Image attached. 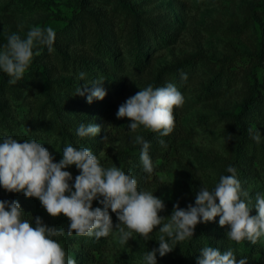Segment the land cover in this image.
<instances>
[{
	"label": "rangeland",
	"instance_id": "obj_1",
	"mask_svg": "<svg viewBox=\"0 0 264 264\" xmlns=\"http://www.w3.org/2000/svg\"><path fill=\"white\" fill-rule=\"evenodd\" d=\"M31 26H51L55 42L51 52L43 47L34 56L44 73L30 66L21 81L10 85L0 71V142L6 136L20 142L35 139L57 156L68 144L77 147L68 135L77 137L81 122L94 123L101 132L83 138L84 147L102 157L103 167L123 168L124 152L147 129L130 132L131 121L116 117L119 105L149 84L173 83L184 97L183 105L173 109L176 132L166 136L175 155L148 190L166 205L159 214L170 216L174 204L194 205L200 187L211 190L224 175L239 135L235 115L256 83L261 100L239 121L259 131L260 142L248 139L237 168L249 193L241 198L256 214V195L264 194V0H0V49L8 35L23 36ZM101 77L107 92L102 101L89 104L75 96L77 87ZM104 108L119 127L100 122ZM77 175L72 174L70 184ZM0 196L6 197L2 186ZM19 197L12 194L15 201ZM159 234L158 228L147 238L134 232L127 245L109 235L105 248L93 256L79 241L57 242L76 264L80 257L81 264H120L133 255L143 261L138 246L156 243ZM224 240L227 250L230 241ZM178 255L175 247L159 264H174Z\"/></svg>",
	"mask_w": 264,
	"mask_h": 264
},
{
	"label": "clouds",
	"instance_id": "obj_2",
	"mask_svg": "<svg viewBox=\"0 0 264 264\" xmlns=\"http://www.w3.org/2000/svg\"><path fill=\"white\" fill-rule=\"evenodd\" d=\"M55 38L51 26H31L23 36L8 35L0 49V71L7 74L8 83L16 85L21 81L34 56L41 54V48L52 51ZM85 76L81 72L78 78L83 81ZM181 79L187 80V75L181 73ZM104 82L101 77L85 83L77 87L75 96L86 97L89 104L94 100L102 101L107 95ZM183 103L184 97L175 84L167 83L159 88L149 84L119 105L116 117L131 121L127 125L130 132L135 133L142 126L158 133L159 137H166L175 126L173 109ZM100 132V125L81 122L76 136L96 137ZM248 134L253 141L260 142L259 131L249 128ZM133 143L141 146L143 171L152 174L150 142L136 135ZM158 143L167 147L164 139H158ZM72 165L79 170V175L70 184L73 177L65 169ZM226 172L229 175H221L213 189L200 187L194 205L189 203L181 208L177 202L170 216H161L159 213L166 208L162 199L153 192L139 189L137 179L121 167H103L90 148L68 144L63 148L62 159L54 162L48 149L35 139L20 142L6 136L0 142V186L10 193L37 198L51 217L63 214L69 220V236L75 233L100 239L114 235L121 245H127L134 232L147 238L158 228V248L145 253V264H157V252L161 257L171 253L176 245L193 238L198 224L213 222L216 217H219L220 227H227L229 240L237 243L247 240L255 245L264 237V194L256 195V214L253 215V208L241 198H247L249 193L242 188L237 169L228 166ZM93 201H98L102 207L93 208ZM110 212L115 214L117 223H113ZM24 215L18 201L0 200V264H76L53 239L63 236L64 228L48 226L39 216L35 217L33 226V218L23 219ZM199 253L197 264H247V258L237 260L231 248L222 252L205 245Z\"/></svg>",
	"mask_w": 264,
	"mask_h": 264
},
{
	"label": "trees",
	"instance_id": "obj_3",
	"mask_svg": "<svg viewBox=\"0 0 264 264\" xmlns=\"http://www.w3.org/2000/svg\"><path fill=\"white\" fill-rule=\"evenodd\" d=\"M111 57V54H110ZM138 57V55H137ZM30 66H34L35 69H38V71H41L44 73L45 69L41 65H37L34 63V60L32 61ZM256 83H252L249 86V94L244 99V101L240 105L239 113L235 115V122L238 123V139L235 142L234 145V153H233V159L231 160L230 164L228 166H233L236 169L238 168V164L241 163V160L244 156V148L245 144L250 138L248 134V128L244 125H242L239 121V118L243 115L248 114L253 107L261 100L260 95L257 91ZM44 93L48 94V88L47 83L45 81L44 83ZM86 100V97L84 98ZM104 109H101L99 117H101L100 122L103 121V124L105 126H113V127H119V124H115L113 121V115L111 112L106 111ZM175 121V117H174ZM176 126L177 122L175 121L174 129L171 133L176 132ZM142 136L145 137L147 141L150 142V150L149 154L151 156L154 171L152 174H146L142 169V164L140 161V151L141 146L135 145L134 147L128 149L123 154V163L124 167L122 170L129 174L131 173L134 178L138 181V188L142 190H149L153 183H155L158 179V172L161 170H164L168 164L171 162V160L174 158L175 155V148L170 142V140L167 137H159L158 133L151 132L150 130H147ZM68 138L74 141L76 143L77 147H84L87 145V141L83 138L79 137H71V135H68ZM158 139H164L167 147H162L158 143ZM62 151L63 149H60L59 155H55L54 162H59L62 159ZM97 155L96 153H94ZM98 157V156H97ZM100 162L102 160V157H98ZM66 171L71 172V174H78L79 170L75 167V165H72L65 169ZM264 171V167L262 168ZM246 170H241V174H246ZM224 175H229L225 171ZM12 194L10 192L6 191V197L2 198L0 196V200H13ZM19 194V198L16 200L21 205V208L24 210L25 215L23 216V219L30 220L31 217L33 226H35V217L39 216L42 218L43 222L47 224L48 226H54L58 230L61 228H64L65 234L60 237H54L53 239L57 241H66L73 243L75 241H79L80 246L85 249L88 252V256H93V251H100L105 248L106 246V237L96 239L95 237H88V236H77L75 233L73 235L69 236L67 234V226L69 224L68 218L63 216L61 214L58 217H51L46 210L42 207L40 201L37 198H26L23 193H17ZM98 202V201H97ZM95 207H102L99 203H97ZM110 215L112 216V220H117L114 213L110 212ZM219 217L215 218V221L208 222V223H200L196 226L194 236L190 240H185L184 242L179 243L176 245L177 249L179 250V255L175 257L174 264H197V258L199 257L200 253L199 250L207 246H212L219 248L222 252L226 251L224 250V246L226 245V241L224 240L226 238V232L227 229H223L219 226ZM262 238V239H261ZM258 242L253 245L251 243H247V240L241 241L239 243L229 240L228 243V249L231 248L236 257L237 260L240 258H247V264H264V237H261ZM139 252L140 256L142 257L143 261H135V255L131 257H127L124 259L123 263L120 264H145L144 256L147 251H151L155 248H158V243H153L149 241L142 242L139 246ZM227 249V250H228ZM79 255L77 256V259L79 258ZM168 255V254H167ZM161 257L159 253L156 254L157 264L161 263L163 260H165L166 256ZM77 264L82 263L81 257L77 260Z\"/></svg>",
	"mask_w": 264,
	"mask_h": 264
}]
</instances>
